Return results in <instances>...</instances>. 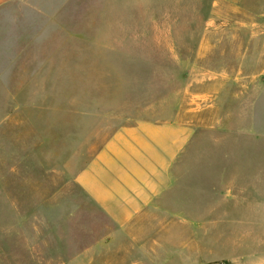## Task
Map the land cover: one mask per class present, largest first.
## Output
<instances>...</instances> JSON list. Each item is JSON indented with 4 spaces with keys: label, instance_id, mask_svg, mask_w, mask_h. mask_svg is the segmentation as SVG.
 I'll list each match as a JSON object with an SVG mask.
<instances>
[{
    "label": "rangeland",
    "instance_id": "374dc122",
    "mask_svg": "<svg viewBox=\"0 0 264 264\" xmlns=\"http://www.w3.org/2000/svg\"><path fill=\"white\" fill-rule=\"evenodd\" d=\"M250 3L256 14L218 0H14L0 8V264L67 259V235H51L43 221L66 163L76 170L74 155L95 146L88 138L119 125V101L125 116L180 113L197 124L196 151L219 155L240 201L207 262L264 264V31L243 26L259 28L264 16L258 0ZM87 117L103 129L84 127ZM228 229L235 235H222Z\"/></svg>",
    "mask_w": 264,
    "mask_h": 264
},
{
    "label": "crops",
    "instance_id": "0c3cea01",
    "mask_svg": "<svg viewBox=\"0 0 264 264\" xmlns=\"http://www.w3.org/2000/svg\"><path fill=\"white\" fill-rule=\"evenodd\" d=\"M11 1L0 0V8ZM218 1L257 13L251 0ZM258 1L264 16V0ZM243 26L264 31V25ZM123 106L119 101V125L109 134L101 119L83 120L104 137L88 138L95 146L81 156L74 152L78 168L66 163V182L54 189L43 222L51 235H67L60 264H211L219 255L220 224L235 223L240 203L229 170L220 168L218 154L196 151L197 124L182 114L136 118L125 116ZM230 234L235 231L222 232ZM79 239L90 243L77 247Z\"/></svg>",
    "mask_w": 264,
    "mask_h": 264
}]
</instances>
